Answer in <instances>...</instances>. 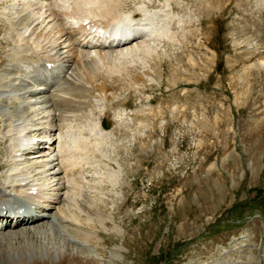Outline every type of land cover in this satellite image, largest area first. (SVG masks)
Wrapping results in <instances>:
<instances>
[{"label":"rangeland","instance_id":"374dc122","mask_svg":"<svg viewBox=\"0 0 264 264\" xmlns=\"http://www.w3.org/2000/svg\"><path fill=\"white\" fill-rule=\"evenodd\" d=\"M40 1L45 6H39L36 0H0V67L4 70L0 75L12 68L6 63H12L15 57L8 54L19 55L22 51L15 52L26 47L34 36L39 35L43 42L56 29L51 21L46 23L47 19L40 21L36 16L41 12L52 15L58 5L54 0ZM85 1L76 0L79 6ZM109 1H105L106 5L104 2V7L98 4L104 20L110 22L117 14H127L121 9L126 0ZM171 1L173 10L167 9L172 11L170 15L180 16L181 23H170V37L161 36L167 33L168 24L162 27L156 17L154 21L145 15L143 19L151 21L157 29L154 34L160 36L143 44L131 43L133 48L121 49L123 52L118 47L119 52L104 56L108 60L96 69L89 65L91 56L85 55L90 69L106 76L103 80L86 70L83 57L77 58L84 80H91L93 85L112 82L113 89L106 93L109 91L112 97L110 102L115 101V109L121 106L118 100L129 93L139 118L125 110L121 123L110 135L97 144L90 139L92 151L87 164H83L82 179L85 178L81 185H77L76 174L71 179L74 189L78 186L76 196L73 189L71 198L82 200L71 202L73 209L82 220L81 211L88 209L84 202L89 203L84 227L99 235L93 232V242L86 243L89 248L97 243L102 254H94L102 261L100 264H218L224 255L230 256L231 262L264 264V64L254 61L255 66H249L252 57L260 56L262 51L249 49V58V50L244 54L236 47L244 43V35L250 34L238 20L251 9L242 0H216L212 19L206 20L207 29L200 30L198 13L206 0H154L150 9L166 7ZM127 2V8L150 4L148 0ZM256 4L262 6L264 0H256ZM141 8L146 14V7ZM132 11L130 17L137 12ZM85 18L100 21L92 15L75 21ZM204 19L205 15L201 25ZM260 20L254 28L261 30L264 38V20ZM248 24L250 27L249 21ZM251 38L252 35L245 41ZM196 42L201 45L190 46ZM72 69L73 77L79 74L75 67L70 72ZM75 77L77 85L71 89L75 95L69 98L74 103L69 104V112L82 106L80 93L87 89L86 85L91 86V82H83L80 74ZM18 83L9 86L17 87ZM68 91L66 88L63 95L70 97ZM103 92L101 88L92 89L91 98ZM57 95L62 97V92ZM73 121L81 133L92 128L94 122L86 113L77 114ZM64 135L61 140L79 164L76 144H68ZM1 137L2 134L0 143L5 142ZM12 148L5 143L0 170L14 164L15 159L9 160ZM7 159L10 163L3 162ZM56 198L49 205L60 201ZM21 246H28V241L10 238L3 243L0 239V259Z\"/></svg>","mask_w":264,"mask_h":264},{"label":"bare ground","instance_id":"6f19581e","mask_svg":"<svg viewBox=\"0 0 264 264\" xmlns=\"http://www.w3.org/2000/svg\"><path fill=\"white\" fill-rule=\"evenodd\" d=\"M105 1L107 2V0H105ZM98 2H101V0H97V2H96L97 6H98ZM104 2H103V4H104ZM106 2H105V5H106ZM109 3H110V1H109ZM110 4H112V3H110ZM116 6H120V5H116ZM102 7H104V6L102 5ZM108 7H110V6H108ZM49 8H51V7H49ZM103 9H104L103 11L107 10V9L105 10V8H103ZM115 9L116 8L113 9L114 13H115ZM110 11L105 13L107 15V17L109 16L108 13ZM113 11H111L110 13H112ZM130 11H132V10H130ZM90 12L91 11L88 10V11H86V13L84 15H82L80 17H87V16H89ZM132 12H131V14H132ZM113 14H111L112 17H113ZM123 14H125V13H123ZM115 15H116V13H115ZM132 15H134V16L130 17L127 14L121 16V15L117 14L115 16V18L113 17L114 20L111 17L112 20L110 22H107L108 20L106 21V19L105 20L100 19V21L96 20V22L95 23L93 22V23L97 24V25H103V26H108V25L114 23V25H113L114 30H116L119 33V35L125 34L126 32L134 33L133 38L126 40L124 42H117L115 44L116 46L120 47V51L127 50L130 48H133V46L130 47L131 43H134L133 45H136L137 43L143 44L148 40V39H146L144 41L141 40L142 43L140 41L133 42V40H135L137 37H139V36H151L157 30L155 28V26L152 25L153 23L152 24L150 23L151 21L147 22V21H142L140 19L133 21L134 19H136V17H135V14H132ZM129 18H130V20H129ZM152 18L154 19V17H152ZM156 19L157 18H155V20ZM123 25L126 26L127 31H125L123 29V28H125V27H123ZM164 27L167 28V26H164ZM254 29L256 30V28H254ZM159 30H161V29H159ZM158 32H160V31H158ZM162 34L167 35V33H164V32ZM103 39H104L103 42L108 41L107 36H104ZM115 45L110 44V42L108 41V46H115ZM117 52H119V50H117L115 53H117ZM125 52H127V51H125ZM251 52H252V50H249L246 54L249 58L251 56ZM104 53H103V57L106 55H109V54H106V53L104 54ZM86 55H88V54H86ZM11 57H14V56H11ZM92 57L95 58L94 56H91L92 62L89 65H93L92 67H93V69H95L94 68L95 61H94V59H92ZM105 59L108 60V58H105ZM47 60H51V59H47ZM1 64H2V58L0 60V65ZM43 69L47 70L46 68H43ZM73 71L74 70L72 69V72H70L66 76V78L64 79V83L61 84V86L58 89H54V88L50 89L51 86L54 85V83H50L49 86L47 87V89H44V86H39V87H36V88L30 90V92H29L30 95L36 94L39 92H47L48 94L46 95V93H45V97L41 101L48 103L46 105V106H48V110L53 109L54 113H56L55 111H58L57 114L61 113L63 118H68V116L70 114L66 116L65 112L71 110V108H69V104L71 102H73L72 99H69V98H71V97H73V95H75V92H72L73 90H71V89L75 88V86L77 85V83H76L77 80L76 81L74 80V79H76V77H75L76 75L74 74L75 76L73 77ZM112 81H115V79ZM106 84H108V83L105 82V83H101L100 85H95V86L92 85V88L99 87L101 89H104ZM86 87H87L86 90H91V87H89L87 85H86ZM66 88L70 89V91H68L70 97L63 95V92H65ZM86 90H84L80 93L81 97L84 95V92ZM58 92H62V97H59L57 95ZM55 95H56V97H55ZM86 95H88V94H85L84 97ZM81 97L78 99H81ZM67 104H68V107L65 108V106ZM75 104H76V102H75ZM75 104H74V106H75ZM96 107H99V106H96ZM101 113H104L105 117H106L105 110H99L98 111V113L96 115L95 126L97 127L99 132L102 131V129H103L99 124V121L101 119L100 118ZM9 114L10 113H7V115H9ZM12 118L7 117V119L4 120V121H6V126H4L3 131L0 134H2L1 138H3L5 140V143L6 144L9 143V146L11 148L13 147L11 150H14L16 145H18V146L20 145V142L15 139L17 137V135L20 136L23 140L29 139V135L26 133L27 132L26 128L28 126V123L26 122V120L24 119V120L20 121V119H18V118L17 119H12ZM67 126H68V128L64 131V133L62 135H64L66 133V135H67L66 141L68 144H74V143L76 144V146L78 148L76 152H78V155H80L81 145H80L79 136L77 135L76 129L74 128V124L70 121V122H68ZM36 130H40V128L37 127ZM51 130H52V125H50L49 129L45 130V132H47V131L50 132ZM53 132H54V130H53ZM50 134H52V133H50ZM50 134L48 133L47 135H45L46 140L37 142V144H36L37 149L36 150H30L29 149L27 151H22L21 153H33L35 155H39V152H40L39 147H40L41 143H43V142L53 143L54 142L55 138L52 139V135H50ZM62 135H59V136L62 137ZM47 136H48V138H47ZM64 137H65V135H64ZM90 143H92V142H90ZM90 145L91 144H89V147H90ZM6 146H8V145H6ZM59 147L61 148V152L59 153L58 156L55 157V159H57L58 157L60 158L59 160L61 163V165H60L61 170L59 172L63 173V177L57 178L55 184L58 183V189H65V192L67 193V195L70 196L69 197V199H70L71 198V192L74 189V186H73V183L71 182V179L74 178V174H76V173L73 172L69 175L68 170L73 169L78 163H77V161L72 159L74 157L73 151L69 148V146L67 144L64 143V141L60 142ZM68 149L73 154V157L68 152ZM75 156H76V154H75ZM19 159H20L19 157H16V160L14 161L13 165L11 164L10 167L6 166L7 168H5V169L1 168V170H0V220H4V223L0 226V239L3 243L9 241L10 238H14L16 240L24 239V240L28 241V246H21V247L17 248L15 251L6 254L5 256H3L0 259V264H98V263L100 264V262H102V261H100L99 259L96 258L97 255L93 254V252L98 253L99 250H97V249L91 250L90 248H88L89 245L87 246L85 243L80 242L81 240L78 241L74 237V235H79L83 239L90 241V240H93L94 237H96V235L93 234V232L91 230H86L77 223V221H82V220L78 217L77 213L73 209V204L71 203V201H67L66 199H63L61 197L63 195V192L56 195L58 197L56 199L62 201L61 205H58L59 211H57V210L53 211L52 208H55V205H53L52 207H51V205H49V203L51 202V199L54 197L53 195L50 196L51 198H46V202H44V204L37 205L38 208H37L36 212H34V213L29 212L28 210L18 211V209H16L18 207L17 205L14 206L15 209H13V208L10 209L9 204H12V203L9 201V196L11 195V193H20L23 190L22 188H13V186L11 184H9V182L12 181L13 178L17 179L18 175H21V174H23V172H25L24 168L19 169V167L17 166V163L20 162ZM90 159L92 160V158H90ZM52 160L53 159L49 160L48 162H46V164L52 163ZM3 162L8 163L9 160L8 159L6 161L3 160ZM85 163L87 164V160ZM53 167H54V165L48 167L47 169H50V168L53 169ZM35 173H37V172H35ZM77 175L80 176V173L78 172V174H76V178H77ZM52 176H55V173H53L50 177H52ZM60 179H62L63 181H60ZM27 182H29V180H27ZM19 185H21V184H19ZM23 188L27 189L26 187H23ZM24 193H26L25 190H24ZM52 204H54V203H52ZM83 205H85V204L83 203ZM76 207L77 206H75V208ZM85 209H87V208H85ZM66 210L68 211L67 213H66ZM64 211H65V213H64ZM52 217H55L59 222L58 225L55 226L56 230H54V228H52L53 225H51L53 223L50 220ZM47 237H48V239H46ZM32 242H33V245H32ZM53 242H55L57 245ZM3 245H2V247H3ZM100 252L102 253V251H100ZM224 257L225 256H223V258ZM226 262L227 261L224 259L223 263L222 262H220V263L226 264ZM220 263H218V264H220ZM115 264H122V263L121 262H118V263L115 262Z\"/></svg>","mask_w":264,"mask_h":264}]
</instances>
